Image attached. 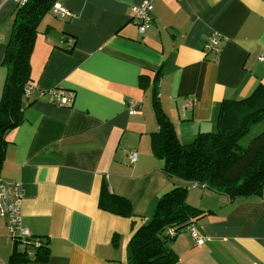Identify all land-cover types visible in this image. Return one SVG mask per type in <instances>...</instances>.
I'll return each instance as SVG.
<instances>
[{"label":"crops","instance_id":"obj_1","mask_svg":"<svg viewBox=\"0 0 264 264\" xmlns=\"http://www.w3.org/2000/svg\"><path fill=\"white\" fill-rule=\"evenodd\" d=\"M144 1L59 0L71 15L51 13L39 24L31 103L6 135L0 177L22 184L23 224L44 247L7 229L10 254L0 256L8 264H129L130 240L162 194L199 188L169 176L153 152L156 92L189 143L216 130L223 100L264 88V0H151L141 32L133 6ZM16 7L0 0L2 88ZM214 34L223 38L219 57L206 50ZM55 89L71 103H55ZM103 187L127 198L133 216L101 207ZM204 190L195 203L205 210L196 221L205 243L180 231L172 243L179 264H264V190L234 199Z\"/></svg>","mask_w":264,"mask_h":264},{"label":"trees","instance_id":"obj_2","mask_svg":"<svg viewBox=\"0 0 264 264\" xmlns=\"http://www.w3.org/2000/svg\"><path fill=\"white\" fill-rule=\"evenodd\" d=\"M58 2L26 0L17 3L14 11L11 36L2 61L7 68L3 98L13 106L8 118H0V171L8 142L6 135L23 121L24 108L31 103L34 91L31 56L39 24L47 13H54ZM29 88L33 89L30 94ZM25 94L28 100L22 98ZM154 108L159 128L153 133L152 149L164 160L163 170L169 176L197 182L201 188L230 199L262 193L264 130L247 146L241 145L240 140L255 124L264 121V88L258 87L245 98L223 100L216 130L201 132L189 143L180 141L174 124L160 104L158 92ZM187 190L186 186H175L162 194L152 217L130 240L129 264H179V256L172 247L175 237L190 224L196 225L197 217L205 213L187 202ZM109 196L111 198L105 203L104 198ZM100 206L116 214L133 216L131 202L110 194L106 187H103ZM41 238L39 247H44V238Z\"/></svg>","mask_w":264,"mask_h":264},{"label":"built area","instance_id":"obj_3","mask_svg":"<svg viewBox=\"0 0 264 264\" xmlns=\"http://www.w3.org/2000/svg\"><path fill=\"white\" fill-rule=\"evenodd\" d=\"M26 0H16L18 4L24 3ZM153 8V2L151 0H146L141 4L133 6L134 18L139 22V29L141 32H145L149 23L151 22V11ZM54 13L60 17H66L71 15V11L64 8L59 2L54 6ZM220 34H214L211 42L207 44L206 49L213 51L215 54L220 53L221 38ZM216 56V55H215ZM260 59L264 61V55L260 56ZM32 88L28 89V94L32 92ZM55 95V103L61 105L70 104L72 98L67 95V91L63 89L53 90ZM136 104H131L132 111H138ZM131 160L135 162L137 160V152L133 151L131 153ZM193 187H200L197 182H192ZM22 184L20 182H14L12 180H4L0 177V218H5L7 220L8 233L16 239H22L34 242L37 247L42 243V238L39 236H34L31 230L24 226L23 224V214H22ZM191 231V235L198 245H203L205 243V236L201 229L194 223L190 224L188 227ZM0 264H8L0 256Z\"/></svg>","mask_w":264,"mask_h":264},{"label":"rangeland","instance_id":"obj_4","mask_svg":"<svg viewBox=\"0 0 264 264\" xmlns=\"http://www.w3.org/2000/svg\"><path fill=\"white\" fill-rule=\"evenodd\" d=\"M49 14H51V13H47V15H45V17H48ZM13 21H14V18H13ZM13 21H12V24L10 25L11 28H12L13 23H14ZM9 40L10 39H8L7 41L9 42ZM1 66H2L3 70H6V73H7V68L5 66H3L2 64H1ZM4 84H5V82H4ZM3 91H4V85L2 88V84H1V86H0V118L6 119L10 116V110H11L13 105L11 102H9L3 98ZM22 98L24 100H28V97L26 94L23 95ZM30 98H31V96H30ZM263 130H264V121L255 124L251 128L250 132L241 138L240 144L247 146L250 143V141L255 136H257L259 133H261ZM1 178L4 180H9V179L3 178V177H1ZM203 196L204 197L206 196V191L201 187H199V188H192L191 187L187 190V202L191 205L197 206L198 204H196L195 202L199 201L200 198H202ZM197 207H199V205ZM6 235L8 236L7 228L5 225H3V221L0 220V253L2 255H4L5 257H8L10 254V251H9L8 246H7V242H6L7 236Z\"/></svg>","mask_w":264,"mask_h":264},{"label":"bare ground","instance_id":"obj_5","mask_svg":"<svg viewBox=\"0 0 264 264\" xmlns=\"http://www.w3.org/2000/svg\"><path fill=\"white\" fill-rule=\"evenodd\" d=\"M220 52H221V51H220ZM215 55L219 57V56H220V53H217V54H215ZM190 104H191V103H190Z\"/></svg>","mask_w":264,"mask_h":264}]
</instances>
